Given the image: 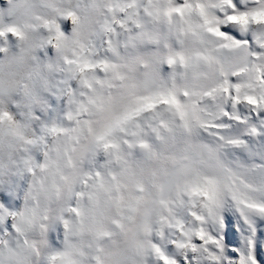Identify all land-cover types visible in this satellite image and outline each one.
<instances>
[{
  "label": "clouds",
  "instance_id": "clouds-1",
  "mask_svg": "<svg viewBox=\"0 0 264 264\" xmlns=\"http://www.w3.org/2000/svg\"><path fill=\"white\" fill-rule=\"evenodd\" d=\"M215 2L0 6V184L19 200L0 204V264H212L188 242L227 189L264 199V166L226 159L241 139L222 132L259 131L235 117L264 111V21L225 48Z\"/></svg>",
  "mask_w": 264,
  "mask_h": 264
},
{
  "label": "rangeland",
  "instance_id": "rangeland-1",
  "mask_svg": "<svg viewBox=\"0 0 264 264\" xmlns=\"http://www.w3.org/2000/svg\"><path fill=\"white\" fill-rule=\"evenodd\" d=\"M7 0H0V6H6ZM68 25L65 24L67 29ZM237 38L243 37L239 29L236 30ZM239 114L242 121L255 123L259 131L253 135L250 132L241 134L235 122L225 118V123L230 125L222 129L225 135L238 136L242 143L227 145L224 149L226 159L237 164L252 165L255 167L264 166V111L254 113L250 109L240 106ZM21 183H23L21 181ZM14 185L0 184V204L8 209L19 205L17 192ZM220 215L221 222H213L212 232L220 237L222 251L219 254L218 264H238L240 254L249 250V241H252V251L259 258L260 264H264V216L253 215L250 221L246 222L236 205L231 200H225L222 204ZM52 241L56 243V233L52 234ZM180 264L184 260L178 257Z\"/></svg>",
  "mask_w": 264,
  "mask_h": 264
},
{
  "label": "snow or ice",
  "instance_id": "snow-or-ice-1",
  "mask_svg": "<svg viewBox=\"0 0 264 264\" xmlns=\"http://www.w3.org/2000/svg\"><path fill=\"white\" fill-rule=\"evenodd\" d=\"M214 6L218 10V16L216 18V27L209 28V31L215 32L218 36L223 37L230 43H225V48H231L233 46H239L247 43L245 38L249 31L251 24L255 22L264 21V0H216ZM71 15V13H69ZM239 29L241 33L245 35L241 38H237L235 35L236 30ZM9 31L19 34L15 28H10ZM3 32L0 31V35ZM261 48H264V38L258 40ZM239 99V98H237ZM248 103L253 106L257 105L255 96L248 95L244 97ZM3 116H7L4 113ZM2 118V117H0ZM237 120L242 121L241 116L235 117ZM249 132L255 135L258 130L255 127L249 129ZM233 144H241V140L232 141ZM206 191L204 186H198L193 188V192ZM227 199L231 200L241 213L246 222L250 221V217L253 215L264 216V199H256L250 195L248 186L241 183H237L235 186H230L227 189ZM222 204L220 205L221 210ZM221 215H217L214 222H221ZM195 237L198 239L189 241L188 243L195 247L196 243H203L205 245L204 250L208 252V258L212 264H218L219 254L222 251L221 239L222 237L211 233H205L203 230H198L195 233ZM185 245H181L184 247ZM167 260V257H165ZM167 264H175V261H167ZM238 264H260L259 258L252 251V241H249V250L240 254Z\"/></svg>",
  "mask_w": 264,
  "mask_h": 264
}]
</instances>
